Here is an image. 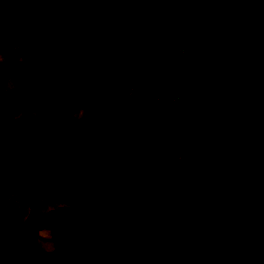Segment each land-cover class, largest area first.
I'll return each instance as SVG.
<instances>
[{
  "label": "trees",
  "instance_id": "trees-1",
  "mask_svg": "<svg viewBox=\"0 0 264 264\" xmlns=\"http://www.w3.org/2000/svg\"><path fill=\"white\" fill-rule=\"evenodd\" d=\"M142 25L183 51L132 41ZM0 27V264H101L96 234L109 264H264V0H0ZM35 39L59 63L25 74Z\"/></svg>",
  "mask_w": 264,
  "mask_h": 264
},
{
  "label": "rangeland",
  "instance_id": "rangeland-1",
  "mask_svg": "<svg viewBox=\"0 0 264 264\" xmlns=\"http://www.w3.org/2000/svg\"><path fill=\"white\" fill-rule=\"evenodd\" d=\"M98 9V3L92 4V5H87L81 9H62L61 12L62 13H68V12H72V13H87L90 11H95ZM23 23L25 26L31 28L33 27V25L35 24V20L33 18H28L23 20ZM132 41H136V40H141V41H146V42H151V43H166L167 47L171 50H175L177 52H182L184 49L185 44H178L177 46H173L172 44H170L169 42H167L166 40H164V38L158 34V33H151L148 28L144 25H142L139 30H137L135 33H133L131 35ZM44 46V45H43ZM45 47V46H44ZM105 46L101 48V54H102V58L100 59L99 62L102 63H107L109 62L112 58H114L119 52H118V45L114 44L112 47ZM46 48V47H45ZM47 49V48H46ZM121 49H125L124 46L121 47ZM48 50V49H47ZM49 51V50H48ZM50 52V51H49ZM32 53V52H31ZM33 53H37L38 56L41 55V52L38 51H34ZM55 57V56H54ZM39 60H40V56H39ZM34 63V59H32L29 63L26 62H22V63H17L16 64V69L20 68V70L22 72H24L25 74H32V73H37L40 72L44 69V67H42V69H36V64L33 65ZM27 65V68L24 66ZM47 69V68H46ZM45 70V69H44ZM104 91V88H102ZM212 89H213V85L212 83H208L206 85V94L212 95ZM102 91V90H101ZM4 120V113L0 112V127H2L5 123L3 122ZM6 120V119H5ZM65 125L64 128L66 129V131L73 137V138H81L86 139L85 137H87L88 135H90V133H82L81 130H79L76 125H75V120L72 118H66L64 119ZM116 170L119 173V175L121 176V178L126 179L134 174H136L137 172H139L141 170V166L139 164H132V165H128V164H116ZM20 184L21 185H25L27 184L26 181L23 178H19ZM100 179L96 178V177H91L88 178L85 182L86 184V188L90 189L92 187H95L97 185L100 184ZM64 215V213H61L59 218L62 220H72V214H68ZM100 217H104V218H108L110 220L114 219V215H112L110 212H108L107 210L103 209L101 210V213L99 214ZM67 216V217H66ZM51 219H48L47 221L44 222V225L47 223H51L55 220V213L51 215ZM94 225H90L87 226L85 228V231H92L94 229ZM148 230L149 231H154V227L152 224H149L148 226ZM42 232H44V230H42ZM62 234L67 235L69 234V232L67 231H63ZM95 234V233H94ZM93 234V235H94ZM92 253H94V255L98 258V260L101 262V264H109L110 262V254L106 253L103 249V247L100 245L99 239H98V234H96L95 236H93L92 239ZM30 264H68V261H59L57 260V258L55 257H49L46 259H33V260H29Z\"/></svg>",
  "mask_w": 264,
  "mask_h": 264
},
{
  "label": "crops",
  "instance_id": "crops-1",
  "mask_svg": "<svg viewBox=\"0 0 264 264\" xmlns=\"http://www.w3.org/2000/svg\"><path fill=\"white\" fill-rule=\"evenodd\" d=\"M14 4L17 6L18 4V0H13ZM32 18V17H31ZM34 19V18H33ZM24 24V23H23ZM27 27V26H26ZM29 28V27H28ZM47 48V46L45 44H43L40 40L38 39H35V40H32L26 44H24L22 46V50L24 53H33L34 51L38 52L40 51L41 52V55L40 56V65L38 67H36V69H42V67H44V69L40 72H37V73H32V74H41V73H44L48 70H50L51 68H53L54 66H56L58 63H59V60L54 57L53 55L50 54V52L44 47V46ZM3 47H4V37H3V31H2V28L0 27V51L3 50ZM26 68H27V65H24ZM47 68V69H46ZM20 69V68H19ZM74 103L75 105H85L87 106L88 103H87V100L84 98V97H79V96H75L74 97ZM0 112H3L4 113V120L3 122L5 123L4 125H6V123L11 119L12 117V113L10 112L9 109L3 107L1 104H0ZM66 118H70L72 119L73 117L71 116H65L63 119H62V124L63 126L65 125V122H64V119ZM6 119V120H5ZM74 119V118H73ZM75 120V119H74ZM3 125V126H4ZM3 127H0V129H2ZM47 154V149H45L44 147H40L39 150H38V154H37V157L38 159H42L45 155ZM117 164H121V163H117ZM61 213H64V215H67L69 216L68 214H72L71 212H68L66 211L65 209H59L56 213H55V220L56 219H60L59 216ZM66 216V217H67ZM52 217H50L49 219H51ZM53 219V218H52ZM72 220H63V221H73V214H72V217H71ZM62 220V219H60ZM87 231V230H86ZM89 232V231H87ZM49 258V257H48Z\"/></svg>",
  "mask_w": 264,
  "mask_h": 264
}]
</instances>
